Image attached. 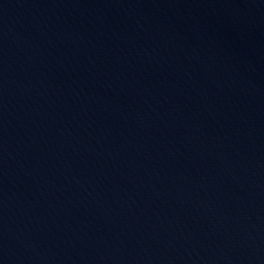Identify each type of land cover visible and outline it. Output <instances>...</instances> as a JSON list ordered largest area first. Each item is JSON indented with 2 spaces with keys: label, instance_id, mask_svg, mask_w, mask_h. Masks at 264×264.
<instances>
[{
  "label": "water",
  "instance_id": "95a60500",
  "mask_svg": "<svg viewBox=\"0 0 264 264\" xmlns=\"http://www.w3.org/2000/svg\"><path fill=\"white\" fill-rule=\"evenodd\" d=\"M0 264H264V0H0Z\"/></svg>",
  "mask_w": 264,
  "mask_h": 264
}]
</instances>
